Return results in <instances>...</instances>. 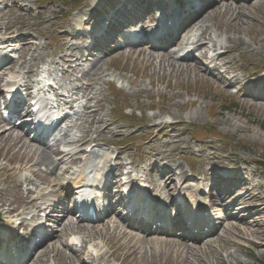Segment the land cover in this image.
<instances>
[{
  "label": "rangeland",
  "instance_id": "374dc122",
  "mask_svg": "<svg viewBox=\"0 0 264 264\" xmlns=\"http://www.w3.org/2000/svg\"><path fill=\"white\" fill-rule=\"evenodd\" d=\"M228 15L231 13L225 11ZM237 15L232 17L231 19H227V14L223 16L221 15H211L207 21L203 25L206 26H216L219 25V30L223 32H227L225 36L229 34L233 36L234 34H239V36H243L246 39L245 44L247 43L250 46V49L253 50L254 54L258 53V49H261L259 55H264V2H253L251 4H247L244 7L239 8L237 11ZM13 12L11 11L7 16L3 15L0 18V21L6 22L3 24V29H10L7 25L8 21L13 18H17L13 16ZM238 16V17H236ZM51 22V15L47 11H43L41 16H36L33 19V22L28 24L27 26L39 27L43 30V32L47 33L49 30V25ZM248 24V26H247ZM13 27V26H10ZM14 27H24L23 22L19 26L17 24ZM259 34L257 32L259 31ZM2 30H0L1 32ZM3 36V33H0V37ZM254 37V39L252 38ZM46 50L42 49L36 53V60H42L46 55ZM248 58L255 59L253 55H248ZM141 61V62H137ZM31 62H28V65ZM137 63V64H136ZM102 65L103 72H109L116 79L117 83L121 86L119 94H125L126 97H130L129 100L133 98V100L137 99L136 103H133V106H143L148 107V98H153L152 96H147L148 90L152 89L153 93L158 95L160 100L156 101L162 104L167 112L171 115H177L179 113L181 107H179L178 103H183L186 98L183 93L184 90H188L187 98L194 97L196 100L200 101L201 104L213 105L214 109H217L221 113V117H231L233 121L230 129H225L223 122L226 119H222L218 126H220L221 130L219 132L227 133L231 137V152L235 156V159H242V162L248 167V169H252L254 166L252 165L253 159L260 161L264 164V109H258V111L250 112V120H245L243 117L241 120L235 123H239L241 125L234 124L235 119L234 115L238 117V111H223V107H219L223 100H227L232 102V98H230L228 94L219 90V88L215 87L212 82H204L197 72L190 73L189 75L184 73V71L176 73L175 69H170L168 67L162 68H151L147 65V62L144 60L137 59H125L123 57L117 58L116 60L106 61ZM145 65L147 73L143 76L139 75L140 66ZM108 67V68H107ZM105 69V70H104ZM145 72V71H144ZM185 75H188V78H185ZM98 77V81L90 83V89L97 94L100 103H97L99 107H101L104 98V105L102 107V115L105 117V110L111 104L110 95H108V89L106 88V81L102 79V73L100 70L94 72V80ZM194 78L195 82L191 81ZM150 82V83H149ZM187 85V86H186ZM123 87V89H122ZM129 87V90L126 91L125 88ZM187 87V89L185 88ZM139 90H142L139 92ZM227 91V90H226ZM217 92V93H216ZM221 92L223 95H220ZM235 100V99H234ZM121 101H123L121 99ZM154 101V100H153ZM175 101H177L176 107L174 105ZM236 102L242 103L239 100ZM132 106V107H133ZM216 106V107H215ZM247 111V107L245 105H241ZM177 108V109H176ZM202 112V116L204 117L205 112ZM227 113V114H226ZM107 116V115H106ZM116 117L120 118L115 114ZM109 117V116H108ZM243 119V120H242ZM247 122V123H246ZM257 124V125H255ZM233 127L236 129L234 130ZM103 130H99L98 135L102 136L104 139H107V135L102 132ZM235 131V135H231ZM240 135V138H239ZM248 142H254L256 154H253L254 151H250L247 148L242 149L243 144H247ZM21 157L20 152L13 151V148L9 147L6 142L0 140V165L5 166V169L12 168L11 171L2 172L0 170V191L4 189V196L12 198V204H14L17 199L14 198L17 186L12 185L14 179L23 182L24 176L21 173L23 171L22 168H19L21 162L19 158ZM20 162V163H19ZM255 175H260L264 173V168L255 167ZM16 173L17 176L12 177ZM259 183V182H257ZM256 187V186H255ZM264 187V184H263ZM255 189V188H254ZM12 193V196L10 195ZM243 199H246L243 198ZM249 200V198H248ZM254 208H255V204ZM241 210V208H239ZM232 211V210H229ZM242 211V210H241ZM244 216V214H243ZM233 227V230L225 231V235L228 238L233 237L236 242L242 243L245 241L244 238L239 237L241 234L249 233L252 229H254L257 233H264V209L263 207H259L251 211V215L246 219L236 220ZM233 221L228 222V224H232ZM227 224V223H226ZM246 227L245 231H242L243 228ZM90 228H84L80 226H75L74 230L76 233H80L85 238L90 237L91 235H100L97 240H100L107 247V251L114 257L110 256L117 263L115 264H186L187 258L184 257H171L169 255H155L154 250L146 251L145 253H137L133 255L131 253V249L128 250L126 248L125 243L122 241L113 242V238L109 236L108 232L102 234L104 228L96 227L91 228L92 230H88ZM220 236L214 238L213 243L208 242L204 245H201L199 249L193 251V255H191V259H198L199 264H251V258L245 254L243 251L241 252H233L231 248L226 247L221 244L219 241ZM249 247L252 251L253 256L259 260L264 261V237L257 238V236H252ZM211 245V246H210ZM235 247L237 246L234 245ZM163 247V246H158ZM248 247V245H247ZM118 248L116 251L115 249ZM165 249V248H164ZM131 256H134L132 262H129ZM111 258L103 259L102 263L110 262ZM68 264V259L65 254L56 249H51L48 253L44 254L43 258H39L36 260L35 264Z\"/></svg>",
  "mask_w": 264,
  "mask_h": 264
},
{
  "label": "bare ground",
  "instance_id": "6f19581e",
  "mask_svg": "<svg viewBox=\"0 0 264 264\" xmlns=\"http://www.w3.org/2000/svg\"><path fill=\"white\" fill-rule=\"evenodd\" d=\"M130 35V34H129ZM207 38V41H208V43H211V48H214V47H216L217 45H216V42H215V40H214V37L213 36H211L210 34H208V36L206 37ZM201 39H204V36L201 38ZM199 40V46L201 47V48H199L200 50H201V54H202V52L205 50V48H202V46H206V43H203V41L202 40ZM230 40L231 41H233L234 43H236V44H239L240 42H241V40H240V38H238V37H236V36H234V37H231L230 38ZM214 50H216V48L214 49ZM61 57L62 56H60V59H61ZM193 60H195V59H192L191 60V63H189V64H187V66L185 67V69H179L180 67H178V69H177V73L178 72H181V71H184V73H186V74H190V73H193V72H199V76L201 75L202 76V71H201V68L198 66V65H195V63H193L194 61ZM58 65V64H57ZM194 66V67H193ZM68 67V66H67ZM93 71L95 70L94 68L92 69ZM188 75H185V78H188L187 76ZM202 78H203V76H202ZM225 124H227V125H229V123L227 122V120L225 121ZM46 159L48 160L49 158L48 157H46ZM41 161L42 162H44V160H43V158L41 157ZM39 164H35V166H38ZM4 233L7 231V229L6 228H4ZM5 235V234H4ZM254 235H256L257 236V238H261V237H264V233H257L256 231L255 232H252V233H250L249 235H247V238H250V237H252V236H254ZM137 240H142L141 238H138ZM132 241H133V239L131 238V237H128L127 238V245H126V248L129 250L130 249V245H131V243H132Z\"/></svg>",
  "mask_w": 264,
  "mask_h": 264
}]
</instances>
